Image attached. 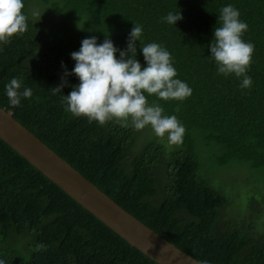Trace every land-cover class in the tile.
<instances>
[{
	"label": "trees",
	"instance_id": "trees-1",
	"mask_svg": "<svg viewBox=\"0 0 264 264\" xmlns=\"http://www.w3.org/2000/svg\"><path fill=\"white\" fill-rule=\"evenodd\" d=\"M232 4L254 45L246 74H218L209 42L218 11ZM180 10L176 25L169 11ZM25 32L0 43V107L114 202L167 241L206 264H264V0H24ZM81 19V20H80ZM83 29L77 28V22ZM134 23L140 47L156 42L192 94L182 101L145 93L175 115L182 143L169 145L151 126L98 124L65 111L61 96L78 83L72 51L88 36L108 35L126 49ZM118 55V53H117ZM63 62V67H62ZM12 77L31 88L8 104ZM63 83L62 92L53 87ZM231 171L245 175L234 192ZM236 174V177L239 176ZM261 184V187L259 186ZM244 198L241 206L238 202ZM40 245V247H37ZM0 259L5 264H159L81 206L0 138Z\"/></svg>",
	"mask_w": 264,
	"mask_h": 264
},
{
	"label": "clouds",
	"instance_id": "clouds-1",
	"mask_svg": "<svg viewBox=\"0 0 264 264\" xmlns=\"http://www.w3.org/2000/svg\"><path fill=\"white\" fill-rule=\"evenodd\" d=\"M23 8L24 0H0V43H7L13 34L25 32L27 17ZM182 18L179 9L162 17L171 25H176ZM80 20L76 26L83 29ZM217 23L219 26H214L208 44L209 56L216 64L217 73L241 77L239 87L249 88L252 78L246 71L254 45L242 38L248 25L240 19L239 10L232 4L219 9ZM142 31V26L134 23L128 33L126 49L115 46L108 35L100 43L96 36L83 38L79 49L70 53L74 66L70 72L65 68L63 74H75L78 83L61 96V103L72 115L84 116L89 122L101 125L110 120L135 130L150 125L156 137L166 136L169 145H178L183 140L184 125L175 115H164L159 104H149L145 93L162 100L182 101L192 94V88L177 77L169 51L156 42L140 47L144 60L142 66L136 59L135 43H141ZM63 83L66 81L62 77V84L51 88L54 94L62 92ZM4 95L10 106L19 107L22 99L31 97L32 90L22 86L17 77H12L4 84ZM0 264L5 261L0 259Z\"/></svg>",
	"mask_w": 264,
	"mask_h": 264
},
{
	"label": "water",
	"instance_id": "water-1",
	"mask_svg": "<svg viewBox=\"0 0 264 264\" xmlns=\"http://www.w3.org/2000/svg\"><path fill=\"white\" fill-rule=\"evenodd\" d=\"M0 138L81 206L157 263L201 264L114 202L1 107Z\"/></svg>",
	"mask_w": 264,
	"mask_h": 264
},
{
	"label": "rangeland",
	"instance_id": "rangeland-1",
	"mask_svg": "<svg viewBox=\"0 0 264 264\" xmlns=\"http://www.w3.org/2000/svg\"><path fill=\"white\" fill-rule=\"evenodd\" d=\"M230 174H231V176L229 177V182H231V180H235L236 179V181H238L236 184H234V186H233V190H234V192L236 191L237 193H240V196H242L244 193H246V195H247V192H248V186H244L242 189H240V183L241 182H243V180H244V177H245V175L243 174V172L242 171H240V174L239 173H236V171L235 170H233V171H231L230 170ZM236 174H239V176H237L236 177ZM235 182V181H234ZM259 186L261 187V184H259ZM244 200V198L242 197V199H240L239 201L240 202H238L239 203V205H243L244 203H245V201H243ZM244 202V203H243Z\"/></svg>",
	"mask_w": 264,
	"mask_h": 264
}]
</instances>
